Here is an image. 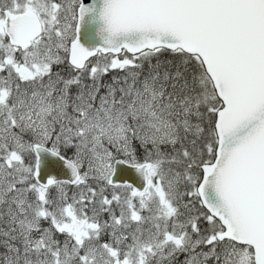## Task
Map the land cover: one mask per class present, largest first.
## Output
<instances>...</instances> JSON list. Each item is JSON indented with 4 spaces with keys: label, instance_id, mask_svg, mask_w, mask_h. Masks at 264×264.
Here are the masks:
<instances>
[{
    "label": "snow or ice",
    "instance_id": "1",
    "mask_svg": "<svg viewBox=\"0 0 264 264\" xmlns=\"http://www.w3.org/2000/svg\"><path fill=\"white\" fill-rule=\"evenodd\" d=\"M0 264H264V0H0Z\"/></svg>",
    "mask_w": 264,
    "mask_h": 264
}]
</instances>
